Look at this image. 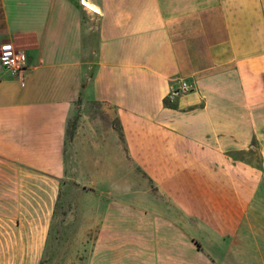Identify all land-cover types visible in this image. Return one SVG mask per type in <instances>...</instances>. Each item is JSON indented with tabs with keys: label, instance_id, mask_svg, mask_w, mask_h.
I'll return each instance as SVG.
<instances>
[{
	"label": "crops",
	"instance_id": "0c3cea01",
	"mask_svg": "<svg viewBox=\"0 0 264 264\" xmlns=\"http://www.w3.org/2000/svg\"><path fill=\"white\" fill-rule=\"evenodd\" d=\"M5 42L0 264H41L73 183L78 264H264V0H0Z\"/></svg>",
	"mask_w": 264,
	"mask_h": 264
},
{
	"label": "rangeland",
	"instance_id": "374dc122",
	"mask_svg": "<svg viewBox=\"0 0 264 264\" xmlns=\"http://www.w3.org/2000/svg\"><path fill=\"white\" fill-rule=\"evenodd\" d=\"M86 154L84 157L89 161L84 165L89 168L85 171L94 173L96 170L91 159L97 153ZM92 188L78 183L60 188L55 207V223L41 264H78L79 258L88 256L87 246L78 244L91 243L95 234L94 212L97 204L93 194L89 192Z\"/></svg>",
	"mask_w": 264,
	"mask_h": 264
},
{
	"label": "built area",
	"instance_id": "2783aa9c",
	"mask_svg": "<svg viewBox=\"0 0 264 264\" xmlns=\"http://www.w3.org/2000/svg\"><path fill=\"white\" fill-rule=\"evenodd\" d=\"M0 64L3 68L10 71L12 74L21 76L27 66V56L23 50L16 49L10 42H5L0 45ZM190 86L186 81H181L177 88L172 89L173 95L186 93Z\"/></svg>",
	"mask_w": 264,
	"mask_h": 264
},
{
	"label": "bare ground",
	"instance_id": "6f19581e",
	"mask_svg": "<svg viewBox=\"0 0 264 264\" xmlns=\"http://www.w3.org/2000/svg\"><path fill=\"white\" fill-rule=\"evenodd\" d=\"M89 7V6H88Z\"/></svg>",
	"mask_w": 264,
	"mask_h": 264
}]
</instances>
